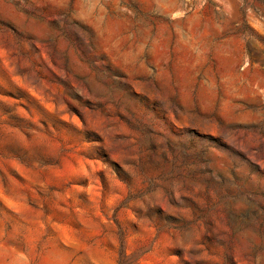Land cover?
<instances>
[{
    "label": "rangeland",
    "instance_id": "rangeland-1",
    "mask_svg": "<svg viewBox=\"0 0 264 264\" xmlns=\"http://www.w3.org/2000/svg\"><path fill=\"white\" fill-rule=\"evenodd\" d=\"M0 264H264V0H0Z\"/></svg>",
    "mask_w": 264,
    "mask_h": 264
}]
</instances>
